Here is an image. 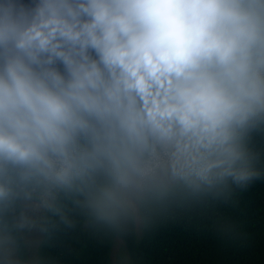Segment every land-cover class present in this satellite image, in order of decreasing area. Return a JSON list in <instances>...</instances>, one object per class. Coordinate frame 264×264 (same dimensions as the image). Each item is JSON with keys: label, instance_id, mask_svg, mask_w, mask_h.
<instances>
[{"label": "clouds", "instance_id": "9594fccd", "mask_svg": "<svg viewBox=\"0 0 264 264\" xmlns=\"http://www.w3.org/2000/svg\"><path fill=\"white\" fill-rule=\"evenodd\" d=\"M261 123L264 0H0V210L62 192L115 228L246 185Z\"/></svg>", "mask_w": 264, "mask_h": 264}, {"label": "trees", "instance_id": "16d2710c", "mask_svg": "<svg viewBox=\"0 0 264 264\" xmlns=\"http://www.w3.org/2000/svg\"><path fill=\"white\" fill-rule=\"evenodd\" d=\"M244 143L259 173L246 185L229 180L194 190L177 184L119 227L96 221L75 197L55 193L44 215L39 264H116L118 241L123 264H264V123ZM21 200L0 210V228L26 263L28 249L15 219Z\"/></svg>", "mask_w": 264, "mask_h": 264}, {"label": "rangeland", "instance_id": "374dc122", "mask_svg": "<svg viewBox=\"0 0 264 264\" xmlns=\"http://www.w3.org/2000/svg\"><path fill=\"white\" fill-rule=\"evenodd\" d=\"M55 193L44 195L40 198L31 200L22 199L21 208L15 214L16 223L20 227L28 249L27 262H22L15 250L13 239L0 228V260L2 264H39L37 258V247L42 237L44 228L45 211L53 202ZM138 212V209L137 211ZM140 218L137 217V225ZM10 253V260H5V253ZM123 254L122 244L120 241L113 248V258L116 264H123L121 258Z\"/></svg>", "mask_w": 264, "mask_h": 264}, {"label": "water", "instance_id": "95a60500", "mask_svg": "<svg viewBox=\"0 0 264 264\" xmlns=\"http://www.w3.org/2000/svg\"><path fill=\"white\" fill-rule=\"evenodd\" d=\"M33 1H34V3L38 2V0H33Z\"/></svg>", "mask_w": 264, "mask_h": 264}, {"label": "flooded vegetation", "instance_id": "af4514ba", "mask_svg": "<svg viewBox=\"0 0 264 264\" xmlns=\"http://www.w3.org/2000/svg\"><path fill=\"white\" fill-rule=\"evenodd\" d=\"M33 1V0H32ZM34 2V1H33Z\"/></svg>", "mask_w": 264, "mask_h": 264}]
</instances>
